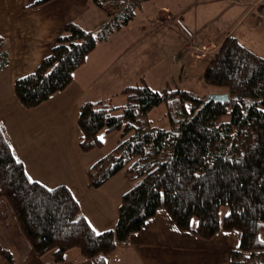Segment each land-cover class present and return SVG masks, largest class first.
Instances as JSON below:
<instances>
[{"label": "trees", "instance_id": "1", "mask_svg": "<svg viewBox=\"0 0 264 264\" xmlns=\"http://www.w3.org/2000/svg\"><path fill=\"white\" fill-rule=\"evenodd\" d=\"M50 0H35L36 6ZM106 18L96 30L66 22L49 53L36 68L13 82V92L31 109L65 89L74 71L98 42L127 25L136 4L125 0H89ZM10 41L0 35V70L9 61ZM204 81L227 92L228 101L164 86L154 90L143 78L124 86L121 105L109 99L79 105V146H103L100 131H118L116 145L86 171L87 185L99 187L122 172L130 188L121 196L113 228L96 232L72 190L29 180L0 120V258L16 264L10 243L1 239L10 225L20 243L38 256L63 260L78 248L95 264L142 228L158 209L174 224L202 238L220 230L240 232L227 264H264V57L235 36H226L203 68ZM164 103L168 126L153 125L148 113ZM227 115V119H222ZM38 182V183H37ZM228 212L220 219V210ZM49 264V263H44Z\"/></svg>", "mask_w": 264, "mask_h": 264}, {"label": "crops", "instance_id": "2", "mask_svg": "<svg viewBox=\"0 0 264 264\" xmlns=\"http://www.w3.org/2000/svg\"><path fill=\"white\" fill-rule=\"evenodd\" d=\"M34 1L0 0V35L10 41L8 64L0 70V120L28 176L47 187L68 186L80 202L90 226L96 232H102L114 227L121 196L130 184L119 172L99 187L87 185V169L113 147L105 146L108 134L100 131L103 146L81 150V129L77 122L79 105L96 99H109L113 105L123 104L124 98H118L116 103L112 100L128 84L106 91L105 95H94L89 91L104 77L128 71L134 76L142 74L146 60L141 49L142 35L133 38L127 32L125 35L123 30L128 24L114 31L97 43L85 62L74 71L73 79L65 89L55 92L36 107L26 109L14 95V80L36 68L49 53L66 22L74 21L85 29L96 30L106 18L104 11L89 0H50L29 6ZM183 1L182 11L178 14L182 12L194 30L192 32L184 23L181 25L196 38V43L184 45L189 57L201 59L209 53L211 56L228 35L235 36L253 50L245 43L248 37L256 35L257 31L264 34V16L256 17V8L250 4L255 0ZM262 12L264 14V9ZM152 32L148 30L145 34ZM179 53L182 55V50ZM189 57L182 59L186 62L181 65V77L199 70L198 63L188 65ZM12 229L5 225L1 239L10 243L16 264H95L75 247L64 252L62 261L51 262V254L38 256L32 248L20 243L18 236L9 239ZM259 237L264 240V230ZM239 239L237 230H220L210 238L180 230L164 209H158L140 230L130 235L126 244L116 247L106 258V264H227ZM1 262L5 264L2 259Z\"/></svg>", "mask_w": 264, "mask_h": 264}, {"label": "rangeland", "instance_id": "3", "mask_svg": "<svg viewBox=\"0 0 264 264\" xmlns=\"http://www.w3.org/2000/svg\"><path fill=\"white\" fill-rule=\"evenodd\" d=\"M185 1L187 2L188 0ZM125 2L136 4L134 17L129 21L123 32L124 34L127 32L128 36L132 38L135 35H142L141 49L144 52L143 56L146 57L143 62L142 74L134 76L133 73L128 71L121 75L117 73L115 76L101 78L102 80L92 86L89 91L90 94L105 95L106 91L111 92V90L120 87V85L139 83L141 77L154 90H161L164 86L169 85L171 88L186 89L197 95L205 96L224 91L221 87L207 84L203 79V68L209 61L210 53L206 57H201V59L189 57L191 55L185 53L184 45L188 42L196 43V38L188 34V30L181 25V23H184L192 32L194 30L193 26L183 18L182 12L178 14L179 11H182L183 0H125ZM164 5L169 8L166 10ZM148 30L153 32L149 35L145 34ZM245 43L252 47L258 55L264 57L263 33L261 34L257 31L256 35L249 36L248 41ZM181 50L183 57L179 53ZM195 54L198 55L199 53L196 51ZM98 55L101 57V52ZM186 57H189L188 65L190 63L196 65L198 63L199 70L193 71L192 69L193 73L190 71L192 73L190 76L181 77L179 76V73H181L180 68L186 60L182 59ZM95 97L99 98L101 96ZM118 98L122 100L124 96L118 94L113 97L112 102L116 103ZM148 117L153 125H169L164 103L150 111ZM227 118V115L222 117L224 120ZM101 132L105 131L102 130ZM106 134L108 135L105 138V146L110 149L116 145L119 132L114 131ZM227 212L228 207L223 206L220 210V219ZM76 250L78 249L76 248ZM0 264H3L1 259Z\"/></svg>", "mask_w": 264, "mask_h": 264}, {"label": "built area", "instance_id": "4", "mask_svg": "<svg viewBox=\"0 0 264 264\" xmlns=\"http://www.w3.org/2000/svg\"><path fill=\"white\" fill-rule=\"evenodd\" d=\"M233 2H237V0H232ZM251 6H254L256 8L255 15L258 18H261L264 16L262 9H264V0H255L250 3Z\"/></svg>", "mask_w": 264, "mask_h": 264}, {"label": "water", "instance_id": "5", "mask_svg": "<svg viewBox=\"0 0 264 264\" xmlns=\"http://www.w3.org/2000/svg\"><path fill=\"white\" fill-rule=\"evenodd\" d=\"M208 97L210 99L219 100V101H228L229 99L227 92L211 94V95H208Z\"/></svg>", "mask_w": 264, "mask_h": 264}, {"label": "snow or ice", "instance_id": "6", "mask_svg": "<svg viewBox=\"0 0 264 264\" xmlns=\"http://www.w3.org/2000/svg\"><path fill=\"white\" fill-rule=\"evenodd\" d=\"M29 180H30V182H31V177H29ZM38 183V182H37Z\"/></svg>", "mask_w": 264, "mask_h": 264}]
</instances>
